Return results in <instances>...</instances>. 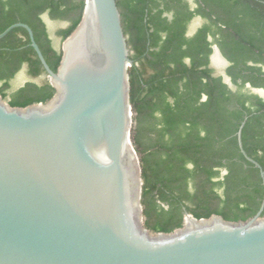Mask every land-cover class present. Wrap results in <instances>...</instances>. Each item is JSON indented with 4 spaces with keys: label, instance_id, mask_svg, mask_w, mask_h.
I'll return each mask as SVG.
<instances>
[{
    "label": "water",
    "instance_id": "1",
    "mask_svg": "<svg viewBox=\"0 0 264 264\" xmlns=\"http://www.w3.org/2000/svg\"><path fill=\"white\" fill-rule=\"evenodd\" d=\"M24 28L50 85L45 103L0 94V264H264L263 194L244 220L220 214L153 232L144 224L142 169L131 139L132 64L116 0H85L56 71Z\"/></svg>",
    "mask_w": 264,
    "mask_h": 264
},
{
    "label": "trees",
    "instance_id": "2",
    "mask_svg": "<svg viewBox=\"0 0 264 264\" xmlns=\"http://www.w3.org/2000/svg\"><path fill=\"white\" fill-rule=\"evenodd\" d=\"M116 2L131 51V139L140 155L145 226L171 232L183 225L184 211L233 221L253 216L262 181L241 154L236 133L246 117L243 149L264 168V95L246 87L264 91V0H203L194 11L183 0ZM84 5L85 0H0V33L27 24L56 71L61 43L77 27ZM195 15L203 22L187 36ZM45 17L64 23L53 33L58 44ZM213 44L228 61L225 73L235 88L210 65ZM22 71L28 80L12 89ZM0 94L20 107L45 103L54 94L24 28L0 39Z\"/></svg>",
    "mask_w": 264,
    "mask_h": 264
},
{
    "label": "crops",
    "instance_id": "3",
    "mask_svg": "<svg viewBox=\"0 0 264 264\" xmlns=\"http://www.w3.org/2000/svg\"><path fill=\"white\" fill-rule=\"evenodd\" d=\"M183 3L187 5L188 7V10L190 11H194L198 5H201L203 4V0H183ZM170 18V16H169ZM203 22V19L202 17H200L199 15H195L191 22H190V25H189V30H188V33H187V36H191L192 34H194V32L196 31V29L202 24ZM208 40L210 41L211 38L209 37ZM217 55L219 56L223 61H224V67L222 69V71H218L216 69V67L213 65V57ZM228 61L226 60V58L221 54L220 50L218 49V47L216 45L213 44L212 46V54L210 56V65L216 69L217 73L220 74L222 77H223V81L229 85L230 88H235L232 83H231V80L230 78L226 75L225 73V69L226 67L228 66ZM246 87L249 88L251 90V92H254V93H258L260 95H264V91L263 89L261 88H254V87H251V85L249 83L246 84ZM205 99V98H203ZM246 118V117H245ZM244 120V119H243ZM242 120V121H243ZM247 120V119H246ZM241 124V123H240ZM245 125V124H244ZM240 126V125H239ZM239 129V128H238ZM238 131V130H237ZM238 143V142H237Z\"/></svg>",
    "mask_w": 264,
    "mask_h": 264
},
{
    "label": "rangeland",
    "instance_id": "4",
    "mask_svg": "<svg viewBox=\"0 0 264 264\" xmlns=\"http://www.w3.org/2000/svg\"><path fill=\"white\" fill-rule=\"evenodd\" d=\"M45 20H46V23L48 26V30H49L51 36H53V38H54V34H53L54 30L57 29L58 27L64 26V23L59 22V21H50L47 17H45ZM54 40H55V43L58 44V39L54 38ZM213 65L216 67V69L218 71H222V69L224 67V61L219 56L215 55L213 57ZM27 80H28V78L26 77L24 71H22L12 81V89L17 88L19 86H22ZM5 100L8 101L7 98H5ZM134 117H135V113L132 110V130L134 127ZM132 130H131V132H132ZM138 157L140 159L139 154H138ZM144 221H145V218H144ZM183 221H184V217H183Z\"/></svg>",
    "mask_w": 264,
    "mask_h": 264
}]
</instances>
